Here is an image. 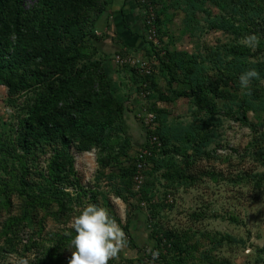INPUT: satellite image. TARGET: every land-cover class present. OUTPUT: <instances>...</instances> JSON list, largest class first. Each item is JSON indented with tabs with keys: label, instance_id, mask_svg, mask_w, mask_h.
<instances>
[{
	"label": "rangeland",
	"instance_id": "rangeland-1",
	"mask_svg": "<svg viewBox=\"0 0 264 264\" xmlns=\"http://www.w3.org/2000/svg\"><path fill=\"white\" fill-rule=\"evenodd\" d=\"M37 2L24 0V7ZM220 2L108 0L78 67L97 69L125 113L104 148L69 149L74 187L51 186L60 144L30 152L20 146L29 110L44 90L33 85L13 93L0 83V264H68L75 251L71 221L90 204L106 208L131 235L109 264H152L160 239L170 244L174 264H264V113H249L247 124L230 116L243 113L231 101L219 102V114L211 115L194 99H172L161 68L160 59L179 69L178 90L225 79L243 95L264 96V0L243 1L236 11L231 0ZM151 3L159 57L145 40ZM249 35L259 38L255 48L242 43ZM127 55L154 63L152 76L116 63ZM250 69L260 78L241 88L239 77ZM149 133L160 151L136 172ZM112 196L126 205L123 218Z\"/></svg>",
	"mask_w": 264,
	"mask_h": 264
},
{
	"label": "trees",
	"instance_id": "trees-1",
	"mask_svg": "<svg viewBox=\"0 0 264 264\" xmlns=\"http://www.w3.org/2000/svg\"><path fill=\"white\" fill-rule=\"evenodd\" d=\"M231 1L236 11L246 0ZM213 2L221 6L220 0ZM107 4L108 0H38L26 10L24 0H0V83L13 93L29 90L33 85L44 90L29 110L20 146L27 152L46 144L62 146L53 163L51 186L57 190L75 186L74 182L69 183L70 178H75L69 149L76 146L83 153L104 148L125 113L124 105L112 96L108 81L97 69L78 67L85 40ZM145 40L159 57V48ZM160 62L172 99H194L200 110L211 115L219 114V102L231 101L243 113L241 117L234 113L230 116L247 124L249 113H264L263 95H243L225 79L217 85L198 83L189 90L175 89L174 85L180 82L179 69L173 62ZM148 135L149 139L153 136ZM152 159L154 156L139 158L136 172L140 163L145 166ZM26 194L19 192V196ZM30 200L35 201L34 197ZM124 229L131 238L128 227ZM170 247L167 240H157L154 251L160 253L162 264H174L169 260Z\"/></svg>",
	"mask_w": 264,
	"mask_h": 264
},
{
	"label": "clouds",
	"instance_id": "clouds-1",
	"mask_svg": "<svg viewBox=\"0 0 264 264\" xmlns=\"http://www.w3.org/2000/svg\"><path fill=\"white\" fill-rule=\"evenodd\" d=\"M242 43L246 47L255 48L259 44V38L249 35L243 38ZM259 78L258 71L247 70L239 77L240 86L248 88L253 79ZM111 200L117 213L123 218L126 205L120 197L112 196ZM70 226L75 231L71 240L75 251H72L68 264H109V261L118 259L128 246L125 232L106 208L90 204L73 217ZM151 255L154 262L160 253L154 251Z\"/></svg>",
	"mask_w": 264,
	"mask_h": 264
},
{
	"label": "built area",
	"instance_id": "built-area-1",
	"mask_svg": "<svg viewBox=\"0 0 264 264\" xmlns=\"http://www.w3.org/2000/svg\"><path fill=\"white\" fill-rule=\"evenodd\" d=\"M148 16L146 18V33H147V38L148 40L155 46H158V39H157V28H156V17L153 13V7L151 6V4L148 5ZM154 59L156 60V58L154 57ZM116 63L120 66H130V67H135L138 66L140 72L142 75H144L145 77H150L153 74V64L152 62H148V61H140V60H136L134 57L127 55V56H118L116 57ZM144 90H147V84H145L144 86ZM146 122L149 126L152 127V129L155 128L156 125V118L154 115L149 114L146 117ZM160 145L156 139V137L152 136L150 137L149 140V146L146 147L141 155H140V160L147 158V157H152L156 152H159ZM144 168V164L140 163L138 166V171H141ZM137 180L138 177L136 178ZM154 252V249L150 252V256L152 258L151 253ZM163 254H166V251H163ZM152 264H162V260L160 259V257L158 259H156L153 262V258H152Z\"/></svg>",
	"mask_w": 264,
	"mask_h": 264
}]
</instances>
